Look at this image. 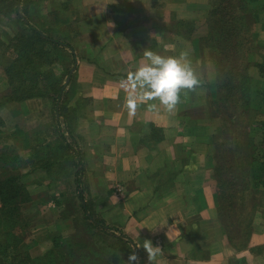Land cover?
I'll use <instances>...</instances> for the list:
<instances>
[{
	"label": "crops",
	"instance_id": "1",
	"mask_svg": "<svg viewBox=\"0 0 264 264\" xmlns=\"http://www.w3.org/2000/svg\"><path fill=\"white\" fill-rule=\"evenodd\" d=\"M84 1L86 22L78 29L87 38L83 51L72 45L78 88L70 104L84 103V118L72 128L82 161L91 162L95 187L101 190L92 188V195H104L93 196L99 217L132 239L137 264H149L145 240L161 248L156 264L257 262L249 250L227 245L210 179L209 142H201L200 155H187L190 141L181 137L158 98L137 100L135 110L128 107L127 77L146 62V50L176 55L182 42L196 47L206 34L201 24L202 31L187 38L175 24L197 16L201 0ZM33 100L38 99L29 100L30 112ZM115 184L123 187L121 199L111 193ZM255 245L264 246V227L250 236L249 246Z\"/></svg>",
	"mask_w": 264,
	"mask_h": 264
},
{
	"label": "trees",
	"instance_id": "2",
	"mask_svg": "<svg viewBox=\"0 0 264 264\" xmlns=\"http://www.w3.org/2000/svg\"><path fill=\"white\" fill-rule=\"evenodd\" d=\"M22 1L24 0H0V23L16 11L12 9V5ZM47 1H38V8L44 11L41 13L42 18L52 20L53 24H61L65 19L62 16L63 10L47 9ZM220 5L221 10L215 7L210 13L211 19L218 15L217 19L211 20L213 27L217 24L214 34L211 33V37L216 38L217 43L211 47L209 39L203 40L208 41L212 57L220 58L219 53L224 51L226 54L227 49L231 52L224 57L227 69L219 62L215 66V72L219 77H215L214 81L208 82L205 86L213 94V103L223 106L224 111L221 113L241 125L239 128L233 125L227 128L228 134L234 133V130L236 133L233 135V144L226 143V147L235 153L233 156L228 155L230 156L228 165L242 173V184L236 189L232 186L235 184L231 183L229 192L220 187L221 192L214 194V200L220 218L222 203L234 215V217L231 215L233 218L230 220L231 224H225L223 231L226 232L231 245L242 250L248 247L249 238L254 230L255 213L264 208V118L253 123L258 112L260 110L264 112V59L252 61L251 50L247 47L252 43H247L246 39L249 28L256 26L249 34L253 42H259L257 32L264 31V0H221ZM35 9L29 7V11L36 12ZM15 16H19L18 12ZM26 25L28 33L7 36L2 33L4 37H0V84L4 92L0 95V111L10 103H17L21 104L26 112L27 100L43 98L50 104L54 124L46 125L47 127L36 126L30 132L17 130L12 134L11 141L14 143L19 141L20 147L28 150L29 156L26 159L20 156L16 147L0 143V264H66L65 260L71 257L79 258L78 264H92L87 257L93 259L96 254H100L98 250L85 251L88 246L83 241L71 240L70 238H74L72 236L52 235L50 240L55 246L43 255H37L39 253L33 255L25 242L26 236L23 231L29 224L27 218L23 216L25 208L23 206L25 203H32L34 198L29 189L27 174L22 173V168H29V176H35L40 185L44 182L53 185L62 177L73 175L86 223H90V227H94L95 230L108 234L105 222L92 216L91 209L84 199L80 187L82 155H77V151L71 145L75 143V137L66 133L71 132L73 124L71 122L78 118L77 106L70 104L68 98L65 99L64 90L67 89L62 83L65 78H72L75 66L72 45L51 33L43 32L30 22ZM182 25V22L177 23L178 27ZM50 31L55 34L60 32L57 25L56 30ZM76 32L79 33L78 25ZM177 33L183 34L180 30H177ZM258 47L264 48L260 42ZM56 56L59 57L58 67L55 66ZM250 69H254L253 74ZM236 116L241 118L239 122ZM205 120L209 121L210 129L217 135L212 119L209 117ZM214 134L211 136H215ZM5 136L4 120L0 115V142ZM217 144L221 149L225 145L224 142ZM234 164H237V167ZM55 193L54 189H51L50 196L54 198ZM37 197L40 202L48 200L46 196ZM246 198L248 203H245ZM230 225L233 226V230ZM116 240L118 247L117 245L112 247L113 253L111 252V258L107 263L127 264L129 255L132 252L136 253L135 245L124 234L123 237L117 236Z\"/></svg>",
	"mask_w": 264,
	"mask_h": 264
},
{
	"label": "rangeland",
	"instance_id": "3",
	"mask_svg": "<svg viewBox=\"0 0 264 264\" xmlns=\"http://www.w3.org/2000/svg\"><path fill=\"white\" fill-rule=\"evenodd\" d=\"M38 1L41 0H24L22 2H19L18 4H13L12 9H15L16 11L12 12V15H10L9 18H5L1 21L0 37H4L2 33L6 34V36L28 33L26 24H29L30 22L31 25L38 29H41L43 32L51 33L61 40L74 45L75 49H78V51H83L84 49H82V41L83 39L87 38V34H83V36L81 37V32H76V27L79 22H86L83 19V9L86 8V6H84V3L87 2L84 0H48V4L46 6L47 9H52L53 11H55L54 9L57 8L61 9L63 10L62 16L65 19H68H64L65 21L63 20L61 24H53L52 20L42 18L41 13H44V11L43 9L38 8ZM220 1L221 0L196 1V3H198L199 5H196L195 8L201 7L202 9L198 10L197 16H195L194 18H188L189 20L178 19L175 21L176 25L178 22H182L183 25L179 26L178 30H180L187 38H191L194 34L198 35V32L202 31L201 24L206 27V34L204 36H199L201 38L200 40L198 39L196 47H191L189 42L187 44L182 42L181 46L177 48L176 55H179L181 51H187L189 53L190 59L192 60V66L195 69L199 79L201 80V84L193 90L182 89L180 92L179 103L176 105L174 110L170 111L171 119L179 125L181 137L187 138L188 141H190V143L188 144V150L186 151L187 155H196L197 153L201 152V142H204V144L205 141L209 142V155L212 159L210 179L215 185V193L221 192L220 187H222V190L229 192V186L231 183L235 184L232 186L236 189H239L242 184V173L237 169L231 168L230 164L228 165V161L230 159V156L228 155L233 156L235 155V153L229 151V149L226 147V143L230 144L233 142V135H235L236 133V130H234V133L228 134L227 128L230 125H233L235 128H239L241 125H239L236 121H232L230 117H225L224 113H221V111H224L223 106H221L219 103H213V94L208 90L207 86H205L208 82L214 81L216 79L215 77H219L217 72H215V66L219 62L225 65L227 61L224 57L225 55H229L231 52L227 49L226 54H224V51L222 53H219L220 58L211 56L210 45L212 47L215 43H217L216 38L211 37V33L212 35L214 34L213 32L216 29L217 24L213 27V22L211 20H213L214 18L217 19L218 15L211 19L212 16L210 13L214 10L215 7H218L219 10L222 9ZM184 6L185 4H183L179 8H183ZM29 7L32 9L37 8V10L35 9L36 12L29 11ZM16 12H18V17L15 16ZM64 15H67L68 17ZM56 25L60 30V32L58 31V34L52 33L50 31V29L56 30ZM255 29L256 26H251L249 28L248 37L246 39L247 43L251 42L252 44H248L247 47L251 50L252 61H260L264 59V48H259L258 43L260 42L264 46V31L257 32V40L259 42H253L249 33L251 32V30L254 31ZM203 39H209L210 45L208 44V41H204ZM72 49L74 52L73 47ZM99 56L100 53L98 52L95 57L98 58ZM58 60L59 57L56 56L55 66L57 67L59 65ZM225 69H227L226 65ZM73 70H75V68H73ZM73 70L72 78H65L62 82L64 84V88L67 89L64 90L66 93L65 99L68 98L67 101L69 103L73 102L75 96L74 87L75 89L78 88V86L76 85L75 72ZM250 70L251 74H253L254 69ZM2 88L3 86L1 85L0 95L4 93ZM32 99L38 100H33V102H31V112L29 111V100L31 99L25 102L26 112L24 111V108L21 106V104L17 103H10L0 111V115L4 120V135H6L0 143L3 145H9L11 147H16L17 151H19L20 156L23 159H26L29 156V152L28 150H24V148L20 147L19 141H16L15 143L11 141V138L13 137L12 134L17 130L30 132L36 126L44 127L46 125L49 126L54 124L49 102L47 100H44L43 98ZM80 104V102L73 103V105L77 106V120L84 118V115L81 113V109L84 103L81 105ZM36 105H38L37 109H35ZM209 117L212 119V125L216 129L217 135L213 133V129H210L209 121L205 120ZM260 118H264V112L261 110L254 118L253 123H256ZM237 120L239 122L241 118H237ZM76 121L70 122L75 125ZM9 133L11 135H9ZM66 133L67 135H69L68 133H70V136L75 137V133L72 128L71 132L67 131ZM213 134L215 136H211ZM20 138L21 136L18 137V139ZM67 140H69V138H67ZM256 140H259V136L256 137ZM216 141H219L217 142L219 144L221 142H224L225 148L223 147V149H221L219 146H217L218 144L216 143ZM195 143L198 144V146ZM71 145L74 147V150L77 151V155H80V145L78 144L76 137L75 143H71ZM180 152H182V150ZM234 166L237 167V164H234ZM28 169L29 168H22L21 171L22 173L27 174V178L30 182L29 189L33 195L34 200L32 203H25V205L23 206L25 207L23 208V216L24 218H27L29 224L23 231V234H25L26 236L25 242L27 243L33 255L37 253H39L37 255H43L48 250H50L52 246H55L53 244V241L50 240L51 236L54 234H60L63 237L72 236L74 238L69 237L71 240L83 241L88 246L85 251H93L94 249L98 250L100 254H96L93 259L92 257H87V259L91 260L92 264H108L107 261L111 258L110 254L111 252L113 253L112 247H114L115 245H117L118 247V242L116 240L117 236L123 237L124 234L125 237L130 239L133 243L132 239L119 228L106 224V230L108 232V234L106 235L99 232L98 230H95L94 227H90V223H86V219H84L81 211L80 199L78 197V190L75 186L73 175L62 177V179H60L56 182V184L53 185H48L45 182L40 185V182H38L39 180L36 181L35 176H29ZM218 171H220L219 174L215 175ZM92 172L93 170L91 169V162H84L82 171V184H80V187L82 188L84 199L87 201L88 207H90L91 209L92 216L96 219H101L99 217V214L93 207L95 206V203L93 202V196L104 197V195H92V188L93 190H96L98 192L101 191L99 190V188L95 187V177L93 176ZM95 179L97 180V178ZM100 187L105 188V186ZM51 189H54V191L56 192L54 198L50 196ZM111 191V193L121 199L120 196H122L123 194V187L121 184H115L111 188ZM37 196H46L48 200L46 202H40ZM245 200V203H248V199L246 198ZM220 214L221 218L218 216L220 220V226L222 230L225 231V224H231L230 220L233 219L232 216L234 217V215L231 213V211H228L226 209L224 203L221 204ZM253 227V232L255 231V229L261 230L264 227V208L255 213V216L253 218ZM230 228L233 230L232 225H230ZM224 233L226 235V232ZM227 245H230L234 250L238 251L236 247H233L231 245L228 237ZM134 249L136 251V254L139 255L138 250L135 246ZM242 250H249L251 255L255 257L257 262H254L252 264H264V246H249L248 242V247ZM55 253L57 254V252ZM77 262H79V258L77 257H71L69 260H65L66 264H78ZM133 262L136 264L137 261ZM237 264L251 263L246 260L237 262Z\"/></svg>",
	"mask_w": 264,
	"mask_h": 264
},
{
	"label": "clouds",
	"instance_id": "4",
	"mask_svg": "<svg viewBox=\"0 0 264 264\" xmlns=\"http://www.w3.org/2000/svg\"><path fill=\"white\" fill-rule=\"evenodd\" d=\"M144 57L146 62L128 74L125 84V87L132 90L128 97L131 110H135L137 100L151 101L158 98L161 105L172 111L179 103L182 89L193 90L201 84L187 51H181L179 55L163 56L146 50ZM149 107L154 109L156 105L150 104ZM142 247L147 253L149 264H156L161 248L149 240H145ZM137 260L136 253L132 252L127 264Z\"/></svg>",
	"mask_w": 264,
	"mask_h": 264
}]
</instances>
